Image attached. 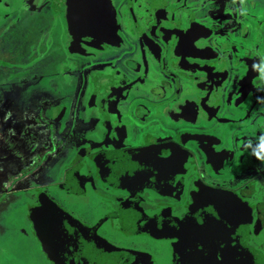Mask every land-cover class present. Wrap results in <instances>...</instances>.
I'll list each match as a JSON object with an SVG mask.
<instances>
[{
  "label": "flooded vegetation",
  "instance_id": "obj_1",
  "mask_svg": "<svg viewBox=\"0 0 264 264\" xmlns=\"http://www.w3.org/2000/svg\"><path fill=\"white\" fill-rule=\"evenodd\" d=\"M75 1L64 10L62 75L89 112L62 133L41 126L53 147L31 169L32 141L17 179L1 151L0 237L16 251H0V264H186L192 238L175 234L180 223L220 221L217 206L234 257L264 259V46L253 34L264 0H89L93 9L72 11ZM27 2L0 0L1 51ZM153 151L170 163L153 166ZM48 158H65L61 175L26 187ZM20 182L27 190L16 193Z\"/></svg>",
  "mask_w": 264,
  "mask_h": 264
},
{
  "label": "rangeland",
  "instance_id": "obj_2",
  "mask_svg": "<svg viewBox=\"0 0 264 264\" xmlns=\"http://www.w3.org/2000/svg\"><path fill=\"white\" fill-rule=\"evenodd\" d=\"M69 2L70 0H28L22 11L16 15L17 18L20 17L21 22L16 23L15 20L13 25L8 24L7 46L3 51L0 48V163L5 161V157L1 159V155H5L1 151H7L6 155H9L7 157L10 159L14 157L15 179L20 171L28 172L25 158L34 155L32 150L35 148L31 149L32 141L40 146L36 148L31 169L40 164L47 155L48 149H42H46L51 143L47 140V132L41 133V126L50 132L52 126L56 125L62 133L70 117L75 118L77 115V119L80 117L84 120L83 114L89 112L88 109L82 110L72 102L78 85L69 74L62 75L63 69L68 70L67 41H62L61 37L64 34L63 28L66 27L64 10ZM260 16L261 13L258 18ZM253 34L256 42L264 46V29L259 30L255 26ZM257 47L259 46H255ZM78 100L76 96L74 102ZM84 135L85 131L79 132L74 135V139H82ZM71 145L65 147L66 155L77 148L75 140H72ZM64 159L51 162L48 158L47 161L51 165L36 169L34 181L28 180L26 187L53 184L56 175L62 173ZM3 165L6 170L11 162ZM7 181L2 179L0 186H6ZM17 186L22 187L24 184L16 183V193L27 190ZM7 224H11L10 216ZM7 224L5 223L6 227ZM8 246L7 235L1 236L0 251H4L3 256L8 254L7 249H12ZM0 261L3 260L0 258Z\"/></svg>",
  "mask_w": 264,
  "mask_h": 264
},
{
  "label": "snow or ice",
  "instance_id": "obj_3",
  "mask_svg": "<svg viewBox=\"0 0 264 264\" xmlns=\"http://www.w3.org/2000/svg\"><path fill=\"white\" fill-rule=\"evenodd\" d=\"M158 151V150H156ZM153 166H166L170 163V160H156L155 151L152 152ZM140 179L139 176L133 177L132 182H136ZM196 199V198H194ZM211 201L205 199L204 203H210ZM199 206V205H196ZM211 211V209H209ZM216 211L220 213V221L213 220L210 217H205L202 224H197L196 221L186 219L180 223V231L175 233L180 237L183 242L186 237H191V255L186 264H236L234 259V252L231 248L227 247V232L223 229L222 220L226 219L224 212L218 206ZM53 241H58L61 233L59 232L58 225H54L52 228ZM200 244L202 251H197L196 245ZM211 250V260H205L204 254ZM219 253L217 256L216 253Z\"/></svg>",
  "mask_w": 264,
  "mask_h": 264
},
{
  "label": "water",
  "instance_id": "obj_4",
  "mask_svg": "<svg viewBox=\"0 0 264 264\" xmlns=\"http://www.w3.org/2000/svg\"><path fill=\"white\" fill-rule=\"evenodd\" d=\"M88 1L89 0H76L73 4V7L71 8V10L77 11L80 8L84 9V7L88 8V9L92 8L91 6H89V3H87ZM207 3H208V5L211 4L209 2H207ZM81 14H82L83 22L87 23L88 15L84 16L83 11ZM243 254H245L246 256L245 257L242 256ZM234 259L236 261V264H264V259L262 258V256L259 253L252 252V251L251 252H248V251L242 252L241 250H239L237 252V258L234 257Z\"/></svg>",
  "mask_w": 264,
  "mask_h": 264
},
{
  "label": "clouds",
  "instance_id": "obj_5",
  "mask_svg": "<svg viewBox=\"0 0 264 264\" xmlns=\"http://www.w3.org/2000/svg\"><path fill=\"white\" fill-rule=\"evenodd\" d=\"M262 145H264V144H262Z\"/></svg>",
  "mask_w": 264,
  "mask_h": 264
}]
</instances>
